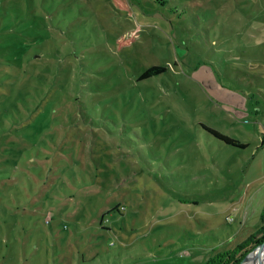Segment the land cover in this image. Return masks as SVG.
<instances>
[{
    "label": "rangeland",
    "instance_id": "374dc122",
    "mask_svg": "<svg viewBox=\"0 0 264 264\" xmlns=\"http://www.w3.org/2000/svg\"><path fill=\"white\" fill-rule=\"evenodd\" d=\"M39 1L32 53L74 75L51 76L43 121L0 118V264H205L262 238L264 0Z\"/></svg>",
    "mask_w": 264,
    "mask_h": 264
},
{
    "label": "trees",
    "instance_id": "16d2710c",
    "mask_svg": "<svg viewBox=\"0 0 264 264\" xmlns=\"http://www.w3.org/2000/svg\"><path fill=\"white\" fill-rule=\"evenodd\" d=\"M245 1L252 3L251 0ZM167 2H169V0H167ZM216 2L217 0H209L206 4L209 3V5H216ZM110 3L115 11L124 14L132 13L130 0H110ZM40 4L41 2L39 0H0V91L2 88V82L4 85L6 84L7 87L11 88V91L8 90L9 93L7 102L3 103V106L0 108V118L6 116L9 120V117H14L15 114L21 116L22 118L35 114L33 116L34 121L37 120V118H40L41 113H39L37 117L36 112L41 109L43 103L47 99L45 85L50 83V78H52L51 76L53 75L55 83L63 81L65 84H68L71 77L74 75V63H66L67 67L64 68L68 70V73L66 77L62 78L61 63H53L52 68L50 64L40 65V62L44 59L43 56L37 59L34 57V53H32L33 50L35 51L37 46L39 47V45H37L38 42L36 43L35 41V38L38 36V28H40V26L37 25V20H40L39 18H44L43 15L38 16L37 14L38 11L39 14H42L43 12L42 10H39ZM221 6L222 5H219V7ZM45 19L46 16L44 20ZM140 37L141 36L138 31L131 30L120 35L116 39L114 38L117 51H122L123 49L132 46L140 39ZM166 71L167 68L165 67L153 66L145 70V72L140 76V80L150 79ZM20 85H22V92L25 93L24 95L26 98H19L18 94L20 92ZM13 90L18 92L14 101L10 100L14 96L11 95ZM69 96L70 89L68 97ZM29 102H31V104ZM10 105L13 107H10ZM21 106L26 109L28 115L21 111ZM33 117H28L25 122ZM41 121L43 120L41 119ZM31 126H33V123L28 125V127ZM200 126L216 139L224 142L228 146L239 149H245L247 147L246 144L241 143L240 141L227 136L204 123H200ZM45 128L46 129L42 131H36L39 144L44 139L47 140L52 139L53 137L55 138V134L50 132L52 130V126L49 124ZM28 137L33 139L34 134L24 135V139L27 140ZM165 164L172 167L170 163L166 161ZM121 207L122 204L118 203V205L112 210L117 209L121 212ZM262 232L264 233V211L262 213V226L259 228L257 234H262ZM255 238L256 234L251 236L236 250H228L216 255L205 264H241L245 257L256 246L264 242V235L257 241Z\"/></svg>",
    "mask_w": 264,
    "mask_h": 264
},
{
    "label": "water",
    "instance_id": "95a60500",
    "mask_svg": "<svg viewBox=\"0 0 264 264\" xmlns=\"http://www.w3.org/2000/svg\"><path fill=\"white\" fill-rule=\"evenodd\" d=\"M262 256L264 258V242L259 244L257 247H255L246 257L245 259L241 262V264L246 263L251 257L255 256Z\"/></svg>",
    "mask_w": 264,
    "mask_h": 264
},
{
    "label": "bare ground",
    "instance_id": "6f19581e",
    "mask_svg": "<svg viewBox=\"0 0 264 264\" xmlns=\"http://www.w3.org/2000/svg\"><path fill=\"white\" fill-rule=\"evenodd\" d=\"M244 264H264V258L262 256H255L251 257L246 263Z\"/></svg>",
    "mask_w": 264,
    "mask_h": 264
}]
</instances>
